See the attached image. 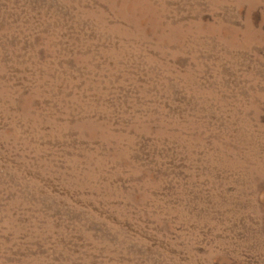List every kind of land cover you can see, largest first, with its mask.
Returning a JSON list of instances; mask_svg holds the SVG:
<instances>
[{"label":"rangeland","instance_id":"374dc122","mask_svg":"<svg viewBox=\"0 0 264 264\" xmlns=\"http://www.w3.org/2000/svg\"><path fill=\"white\" fill-rule=\"evenodd\" d=\"M0 264H264V0H0Z\"/></svg>","mask_w":264,"mask_h":264}]
</instances>
